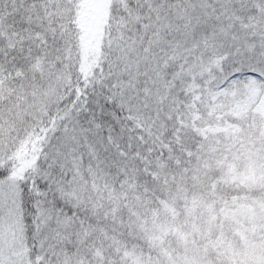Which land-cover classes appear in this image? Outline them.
Listing matches in <instances>:
<instances>
[{"label":"snow or ice","instance_id":"1","mask_svg":"<svg viewBox=\"0 0 264 264\" xmlns=\"http://www.w3.org/2000/svg\"><path fill=\"white\" fill-rule=\"evenodd\" d=\"M0 264H264V0H0Z\"/></svg>","mask_w":264,"mask_h":264}]
</instances>
